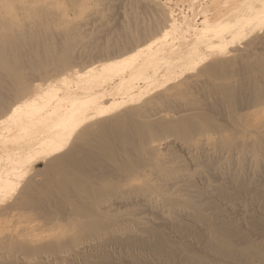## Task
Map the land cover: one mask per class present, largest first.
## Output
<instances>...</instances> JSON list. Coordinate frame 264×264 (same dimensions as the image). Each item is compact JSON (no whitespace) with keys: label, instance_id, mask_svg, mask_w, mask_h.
<instances>
[{"label":"bare ground","instance_id":"6f19581e","mask_svg":"<svg viewBox=\"0 0 264 264\" xmlns=\"http://www.w3.org/2000/svg\"><path fill=\"white\" fill-rule=\"evenodd\" d=\"M68 4L72 8L74 2L0 0V207L19 190L27 173L37 164L55 169L63 160L75 162L87 156L106 158L114 165L118 160H126L128 153L117 152L110 138L111 134L120 132L121 123L134 118L141 122L122 136L121 145L125 147L132 131L140 134L149 131L151 125L169 119L195 117L192 110L167 112L152 103L171 99L170 92L175 86H167L194 71L211 54L264 27V0H202L197 7L188 4L192 17L184 14L179 23L169 11L160 33L142 40L135 48L120 54L119 59L102 65L91 64L81 70L67 69ZM179 33L182 45L174 42ZM155 91L160 92L154 98H143ZM232 131L240 140L235 145L226 142L225 147L220 146L221 132L210 135L204 130L188 141L172 142L193 163L192 171L180 169L182 165L176 158L160 153L166 141L151 142L148 147L155 158L145 159V169L138 174L139 184L132 183L130 173H126L121 188L153 210L156 217L138 211H119L105 220L91 211H81L84 214L79 218L87 223L88 230H101L104 236L122 239L143 236L150 229L171 227L179 217L188 220L211 213V208H204L197 193L187 184L201 180L206 195L217 189L206 180L199 161L210 162L221 180L233 178L242 165L250 170L264 166V109L235 121ZM64 150V155L52 158ZM169 158L174 162L167 164ZM73 167L68 168L65 178H69L77 199L86 203L91 199L89 194L96 193L83 192L81 187L86 182L82 171ZM226 168V173H219ZM105 186L113 189L111 180ZM250 189L256 192L259 186ZM120 195L107 201L103 208L112 211L121 201ZM8 210L9 207L1 208L0 215ZM73 217L70 219L75 223L70 226L76 228L82 223ZM16 224L0 222V264L93 263L92 259H84L80 251L95 252L94 239L51 248L49 242L70 228L59 227L51 235L36 226ZM255 262L264 264L260 259Z\"/></svg>","mask_w":264,"mask_h":264},{"label":"rangeland","instance_id":"374dc122","mask_svg":"<svg viewBox=\"0 0 264 264\" xmlns=\"http://www.w3.org/2000/svg\"><path fill=\"white\" fill-rule=\"evenodd\" d=\"M180 1L72 0L74 5L71 8L68 4L65 23L68 30L67 69L76 67L81 70L91 64L102 65L119 59L122 53L135 48L142 40L160 33L169 11L179 23L185 15L192 17L188 4L197 7L202 0ZM195 21L198 24L200 20L197 18ZM180 36L179 33L174 40L176 45H182ZM55 46L54 50L58 53ZM229 46L211 54L194 71L167 86H175L170 92L171 99L154 100L152 103L167 112L192 110L195 117L169 119L151 125L149 131L140 134L132 131L125 147L121 145L122 136L141 122L134 118L119 124L120 132L110 135L112 146L119 153L126 151L129 156L126 160H118L115 165L106 158L96 156H87L84 160L77 158L72 163L63 160L55 169L50 165L44 167L43 163L35 165L21 182L19 190L0 207H9L8 212L0 215V222H10L12 226L14 223H17L16 226H36L51 235L56 234L59 227L70 228L71 231L53 238L49 247L69 246L94 239L96 253L80 251L84 259L93 260L92 264H257L256 259L264 260L263 165L256 170L242 165L233 178L221 180L218 173L213 172L210 162L199 161L206 180L217 189L213 194L206 195L202 191L205 185L201 180L195 179L187 184L197 193L202 206L211 208V213L188 220L179 217V221L171 227L150 229L143 236L122 239L104 236L101 230H88L87 223L79 218L84 214L81 211H91L97 218L105 220L119 211H138L156 217L153 210L135 201L132 193L121 188L122 176L126 173H130L132 183L139 184L138 174L145 169V159L155 158L148 147L151 142L166 141L160 153L176 158L182 165L180 169L186 171H192L195 166L172 142L188 141L204 130L210 135L221 132V147L229 141L231 145L238 144L240 138L233 133L232 124L264 109V27L247 33ZM159 92H149L143 98H154ZM170 158L167 164L174 162ZM72 164L74 169L82 171L83 181L86 182L81 187L83 192L96 193L93 196L89 194L91 199L86 203L77 199L69 178H65ZM227 170L222 169L219 173H226ZM110 180L112 190L105 186ZM253 185L259 186L258 191H251ZM119 193L121 201L114 205L112 211L103 208ZM73 214H77L78 218ZM71 216L82 224L76 228L70 226L75 223ZM68 263L74 264L73 261Z\"/></svg>","mask_w":264,"mask_h":264}]
</instances>
